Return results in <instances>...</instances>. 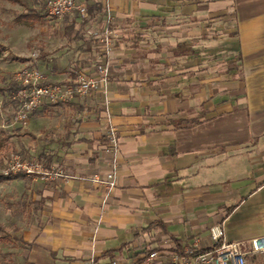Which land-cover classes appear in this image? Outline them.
Listing matches in <instances>:
<instances>
[{
  "label": "crops",
  "instance_id": "0c3cea01",
  "mask_svg": "<svg viewBox=\"0 0 264 264\" xmlns=\"http://www.w3.org/2000/svg\"><path fill=\"white\" fill-rule=\"evenodd\" d=\"M108 18L113 53H90L86 31ZM64 19L65 33L83 28V72L101 56L110 75L56 105L41 157L72 177L32 176L22 264H144L154 250H210L216 224L264 264L252 247L264 236V0H97ZM114 165L115 188L87 179Z\"/></svg>",
  "mask_w": 264,
  "mask_h": 264
},
{
  "label": "rangeland",
  "instance_id": "374dc122",
  "mask_svg": "<svg viewBox=\"0 0 264 264\" xmlns=\"http://www.w3.org/2000/svg\"><path fill=\"white\" fill-rule=\"evenodd\" d=\"M26 1L27 5L0 0V41L11 50L0 53V86H6L26 65L40 68L48 80L57 82H64L83 72L87 66L80 57L81 41L71 40L65 33L66 19L49 15L45 0ZM33 10L40 14L39 19L32 17L29 23L17 20V13ZM87 34L86 31V37L90 36ZM15 57H24L27 61ZM56 105L44 103L30 114L27 121H23L18 116L20 101L0 92V130L9 136L0 148V171H7L15 154L47 162L41 157L47 146L44 137L52 135L57 119L65 114ZM31 179L32 176L27 175L23 179L0 182V221L13 234H22L26 224L25 208L30 203ZM15 226H20L21 230L16 232ZM25 248L16 241L0 242V264L24 263Z\"/></svg>",
  "mask_w": 264,
  "mask_h": 264
},
{
  "label": "built area",
  "instance_id": "2783aa9c",
  "mask_svg": "<svg viewBox=\"0 0 264 264\" xmlns=\"http://www.w3.org/2000/svg\"><path fill=\"white\" fill-rule=\"evenodd\" d=\"M93 1L97 0H45V4L49 15L53 17L73 16L83 20L89 17V6ZM88 34L102 46L103 54L110 56L113 53L116 44L111 18H108L101 32L89 29ZM94 70L93 74L78 72L74 80L64 83L49 81L43 70L36 66H24L14 77L23 86L14 94V98L20 101L19 119L27 121L30 114L44 103L63 104L76 97L91 95L102 88L109 80V64L99 56L94 63ZM106 137L109 150L116 154L120 143L117 127L109 126ZM20 172L48 181L68 180L72 177L62 165H46L40 159L24 158L15 154L4 173ZM87 179L111 190L118 184L116 165L104 176L94 174ZM210 234L213 240L210 250L206 251L200 247L187 248L184 252H172L166 257L154 250L146 257L144 264H248L247 252L242 248V243L227 240L221 224L212 226ZM252 247L254 252H261L264 255V236L254 238ZM113 264L119 263L115 261Z\"/></svg>",
  "mask_w": 264,
  "mask_h": 264
},
{
  "label": "trees",
  "instance_id": "16d2710c",
  "mask_svg": "<svg viewBox=\"0 0 264 264\" xmlns=\"http://www.w3.org/2000/svg\"><path fill=\"white\" fill-rule=\"evenodd\" d=\"M10 2H14V3H20L23 5H27V1L26 0H7ZM34 17L36 20L39 19L41 16L37 11H32L30 13H17V20L19 22H24V23H29L31 21V18ZM66 34H68V36H70L71 40H79V39H84V32H83V28L76 30L74 25H71L69 27L66 28ZM84 47L86 50H88L90 53L93 50V45L96 48H99V50L102 49V46L94 39H84ZM11 52L9 46L3 44L0 41V53L2 52ZM90 58V57H88ZM87 58V59H88ZM15 59H20L21 61H27V58H21V57H15ZM86 60V59H84ZM64 83H67V81H65ZM23 86L18 83L15 79H12L6 86L1 87L0 86V92L1 93H7L10 96H14V94H16L20 89H22ZM197 122V120H196ZM0 148L4 145V143L9 140V136L8 134L4 131V130H0ZM1 156H0V168H1ZM26 174L25 173H9V174H5L4 172L0 171V182L5 181V180H13V179H19V178H25ZM15 231L18 232L19 231V227L15 226ZM20 242L23 244L28 243L25 238L23 237V235H18V234H13L7 227V225L0 221V242Z\"/></svg>",
  "mask_w": 264,
  "mask_h": 264
}]
</instances>
